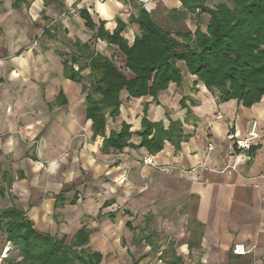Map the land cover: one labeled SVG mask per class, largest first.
Masks as SVG:
<instances>
[{"label": "crops", "instance_id": "obj_1", "mask_svg": "<svg viewBox=\"0 0 264 264\" xmlns=\"http://www.w3.org/2000/svg\"><path fill=\"white\" fill-rule=\"evenodd\" d=\"M82 1L81 8L89 10L96 24L105 21L110 32L117 28V18L129 24L134 15L123 13L125 5L119 0ZM14 2L15 10L26 4L14 8ZM198 26L206 30L199 24L192 32ZM59 53L0 46V186L14 199L10 207L22 209L40 234L72 238L86 227L91 231L87 247L102 254L101 264H264V96L252 108L236 100L219 103L183 67L182 84L171 83L158 102L125 95L121 116L108 127L119 132L125 122L133 133L140 131L148 104L151 122L163 121L168 127L167 114L182 121L189 138L180 149L166 142L152 155L135 147L140 138L134 135L133 146L104 153L103 138H94L92 122L86 119V94L80 84L65 78ZM52 59L61 61L62 71L52 66ZM61 92L65 104L57 102ZM255 120L259 139L249 157L237 161L234 142L247 137ZM235 160L238 171L223 172ZM170 175L185 181L195 213L192 221L184 216L175 224L166 216V222L161 219L159 232L171 241L157 244V231L134 220L140 211L149 216L166 207ZM61 194L65 202L56 208ZM239 243L248 254L233 253ZM177 258L180 263L174 262Z\"/></svg>", "mask_w": 264, "mask_h": 264}, {"label": "trees", "instance_id": "obj_2", "mask_svg": "<svg viewBox=\"0 0 264 264\" xmlns=\"http://www.w3.org/2000/svg\"><path fill=\"white\" fill-rule=\"evenodd\" d=\"M178 1L192 13L199 10L210 16L205 31L198 26L195 32L179 30L173 34L157 24L142 4H135L140 7L139 16L132 15L129 24L117 18L113 32L106 29L105 21L96 24L87 8L79 11L85 28L95 32L92 39L105 42L122 53L125 69L130 73L127 75L111 56L92 47L91 40L74 41L76 51L70 61L59 53L65 78L81 84L86 92V119L92 122L94 138H103L104 153L133 146L130 141L134 135L140 138L135 147L146 148L152 155L161 152L166 142L180 149L182 142L189 138L182 121L173 120L167 114L168 127L163 121L153 123L148 119V104L143 110L140 131L133 133L125 122L119 132L108 131L109 125L121 116L124 95L128 99L152 97L158 102L159 95L171 83L181 85L184 77L177 65L179 62H183L189 74L196 76L208 90L217 91L219 103L236 100L244 108H252L264 96V0H224L214 7H208L205 0ZM23 3L29 5L28 0H16L13 6L19 8ZM133 24L138 25L140 35L130 43L123 33ZM43 34L53 37L50 27ZM83 57H87L84 64ZM78 64L81 66L75 69ZM84 71L89 73L84 75ZM63 98L61 92L58 104L66 103ZM56 198L58 208L65 200L63 194ZM0 225L8 235L6 241L18 250L14 260L6 258L7 264L102 263V254L87 247L91 231L86 227L70 240L40 234L26 213L16 206L0 210ZM180 261L181 258H177L174 262Z\"/></svg>", "mask_w": 264, "mask_h": 264}, {"label": "rangeland", "instance_id": "obj_3", "mask_svg": "<svg viewBox=\"0 0 264 264\" xmlns=\"http://www.w3.org/2000/svg\"><path fill=\"white\" fill-rule=\"evenodd\" d=\"M14 1L15 0H0L1 48L7 47L11 50L22 48L23 50H33L36 54L44 55H46V49H49L63 53L65 58L70 61L72 53L76 51V48L73 45L74 41L76 39L86 41L89 38H92L91 36L94 34L91 31L81 28L82 23L79 14H70V8L72 7L75 8L78 6L81 9V6L83 5L82 0H57L56 2L53 0H28L29 5L23 4L21 8L17 10L12 8ZM106 1L107 0H104L103 3ZM205 1L208 7H214L215 5L224 2V0ZM119 2L124 3V0H119ZM132 3L145 6L149 12L152 13L156 23L170 30L173 34H175V31L179 30L184 31V33L187 31L192 32L191 29L194 25L200 24L206 27L210 19L208 14H201L199 10L192 13L184 8L182 3L180 4L174 0H132ZM136 5V9H131L130 13L132 12L135 17H138L140 7H137ZM190 22H192V24H190ZM49 27L52 29L53 38L46 37L43 34V31ZM125 31L126 37H124L127 38L130 43H133L135 36L139 34L140 30L138 25H136L134 28H131L130 26L129 29ZM93 40L94 39L91 40L94 43V46L92 47H95L96 50L107 56H111L114 63L130 76V73L125 69L126 60L122 53L116 51V48L108 47L105 42H94ZM92 51L93 48L90 49V53ZM85 54L88 53L86 52ZM53 55L54 57L59 58L56 54ZM51 61L53 67H57L58 65L62 71L61 61L56 62L55 59H52ZM86 61L87 57H83V64ZM177 65L181 70L183 67H186L183 62H179ZM79 66H81V64L75 65L74 67L77 69ZM88 73V71H84V75ZM62 78L64 79L63 76ZM210 92L213 95H218L216 90ZM83 94H86V92L84 91ZM123 99L125 100V95L123 96ZM165 186L166 192L169 194L167 199H165V203H167L166 207L164 209H157L158 211L156 214L149 216L144 215L140 211L136 216L137 218L134 220L135 225L150 227V229L157 231V235L154 236L157 244L161 241H171L166 235H163V232H159L167 218L170 220L169 223L171 224H175L181 216L192 221L195 213V202L193 199L188 202V194L185 190L186 186L184 180L177 179V177L174 178V175H170ZM81 197L82 194L78 196L79 199ZM12 204H14V199L11 194H6V189L0 186V210L10 208ZM18 204L19 207L22 206L20 202H18ZM175 213L178 215L180 214V216ZM165 216L167 218H165ZM161 219L163 220V223L160 222ZM7 237L8 235L5 233L3 226L0 225V264H7V260H14L18 257L16 246L7 242ZM67 239L70 240L71 236H68ZM169 244L170 243L167 244V247L170 246ZM7 257L8 259L6 260Z\"/></svg>", "mask_w": 264, "mask_h": 264}, {"label": "built area", "instance_id": "obj_4", "mask_svg": "<svg viewBox=\"0 0 264 264\" xmlns=\"http://www.w3.org/2000/svg\"><path fill=\"white\" fill-rule=\"evenodd\" d=\"M100 3H103L104 0H98ZM135 1V0H134ZM125 7L123 8L124 13L130 12L132 9L133 3L132 0H124ZM80 11V8L77 7H72L70 8V14L71 15H78ZM129 29V28H128ZM218 118H222L221 113H217ZM259 139V132H258V122L255 120L251 122L248 130V135L246 138H239L236 139L234 142V153H235V159L238 161V159H246L249 157V152L252 149L254 143ZM214 147L212 144L209 145V150H213ZM233 164H230L229 166L225 167L223 169V172L226 173H232V172H237L239 167L238 163L236 162ZM146 163L149 162V164H152V160H147L145 161ZM261 177L264 179V174L261 175ZM247 247L244 244H236L233 248V253L235 255L243 256L248 254Z\"/></svg>", "mask_w": 264, "mask_h": 264}]
</instances>
